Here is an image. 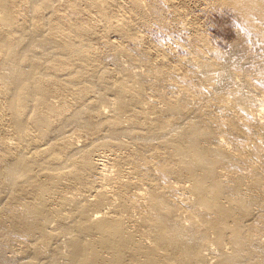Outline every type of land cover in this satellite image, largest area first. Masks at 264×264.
Returning <instances> with one entry per match:
<instances>
[{
  "label": "bare ground",
  "instance_id": "1",
  "mask_svg": "<svg viewBox=\"0 0 264 264\" xmlns=\"http://www.w3.org/2000/svg\"><path fill=\"white\" fill-rule=\"evenodd\" d=\"M206 1L152 59L144 0H0V264H264V0Z\"/></svg>",
  "mask_w": 264,
  "mask_h": 264
},
{
  "label": "rangeland",
  "instance_id": "2",
  "mask_svg": "<svg viewBox=\"0 0 264 264\" xmlns=\"http://www.w3.org/2000/svg\"><path fill=\"white\" fill-rule=\"evenodd\" d=\"M123 1L126 4L128 2V0ZM144 1L149 4L150 16L140 15L142 28L138 35L142 38L140 43L148 48L152 59L163 55L173 35L186 34L193 29L192 32H208L212 39L223 38L229 42L236 40L233 31L234 12L230 5L208 3L206 0ZM132 46L130 44V47ZM220 46L224 48V45ZM146 51L147 49L144 50Z\"/></svg>",
  "mask_w": 264,
  "mask_h": 264
}]
</instances>
